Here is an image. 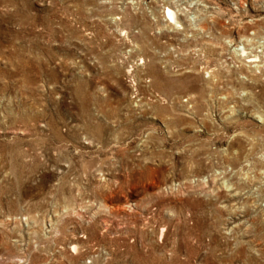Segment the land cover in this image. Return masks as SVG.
Here are the masks:
<instances>
[{
  "label": "rangeland",
  "instance_id": "1",
  "mask_svg": "<svg viewBox=\"0 0 264 264\" xmlns=\"http://www.w3.org/2000/svg\"><path fill=\"white\" fill-rule=\"evenodd\" d=\"M0 264H264V0H0Z\"/></svg>",
  "mask_w": 264,
  "mask_h": 264
},
{
  "label": "bare ground",
  "instance_id": "2",
  "mask_svg": "<svg viewBox=\"0 0 264 264\" xmlns=\"http://www.w3.org/2000/svg\"><path fill=\"white\" fill-rule=\"evenodd\" d=\"M165 9H166L168 17L172 20V22L174 24H178L176 12L173 9L169 8L168 6H165ZM165 19L167 21V18H165ZM182 29H184V27ZM242 52H244V50H242ZM248 61L249 62H254V61H259V60H257L256 56H253L252 58H248ZM72 249L75 250L76 249V245H72Z\"/></svg>",
  "mask_w": 264,
  "mask_h": 264
},
{
  "label": "built area",
  "instance_id": "3",
  "mask_svg": "<svg viewBox=\"0 0 264 264\" xmlns=\"http://www.w3.org/2000/svg\"><path fill=\"white\" fill-rule=\"evenodd\" d=\"M169 8H171V9H173L174 10V8H172L173 6H170V5H167ZM175 11V10H174ZM164 13H163V17H164V20L166 21V19L165 18H167V23H170V24H174L173 22H172V20L168 17V15H167V12H166V9L164 8V11H163ZM177 20H178V16H177ZM131 86H133V88H134V86H135V83L132 81L131 82ZM159 99H162L160 96H159Z\"/></svg>",
  "mask_w": 264,
  "mask_h": 264
}]
</instances>
